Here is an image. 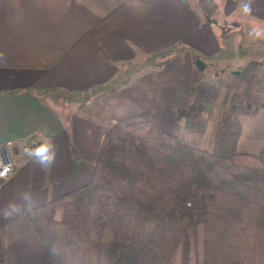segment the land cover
<instances>
[{
	"label": "crops",
	"instance_id": "1",
	"mask_svg": "<svg viewBox=\"0 0 264 264\" xmlns=\"http://www.w3.org/2000/svg\"><path fill=\"white\" fill-rule=\"evenodd\" d=\"M261 33L264 0H0V143L15 162L0 208L32 195L21 215L0 216L7 264H54L27 211L91 180L114 123L150 111L182 134L175 111L196 59L214 66L229 48L263 46ZM49 140L58 154L42 169L25 149Z\"/></svg>",
	"mask_w": 264,
	"mask_h": 264
},
{
	"label": "trees",
	"instance_id": "2",
	"mask_svg": "<svg viewBox=\"0 0 264 264\" xmlns=\"http://www.w3.org/2000/svg\"><path fill=\"white\" fill-rule=\"evenodd\" d=\"M232 75L217 84L196 65L175 111L190 132L215 120L212 149L131 115L106 132L89 182L27 211L54 264H264V139L239 147L243 116L264 109V60Z\"/></svg>",
	"mask_w": 264,
	"mask_h": 264
},
{
	"label": "rangeland",
	"instance_id": "3",
	"mask_svg": "<svg viewBox=\"0 0 264 264\" xmlns=\"http://www.w3.org/2000/svg\"><path fill=\"white\" fill-rule=\"evenodd\" d=\"M261 34L264 35V33ZM228 35L230 36L226 37L227 41L228 39H231V37H234L232 34ZM262 55H264V45H257L256 47L252 45L251 47H246L245 49L238 50L237 52L229 48L228 51L221 52L220 57L213 61L215 64L214 66L208 65L204 68V77L211 82L225 85L233 78L231 70H235L236 68L232 65L236 63L233 61L235 56H239L240 59L246 58L245 60H249L250 58L256 56L257 58H260L259 56ZM229 60L232 61L228 62ZM245 62L246 61H244L242 64ZM229 63L230 65H228ZM222 98H225L224 86L222 87ZM243 125L244 131L240 138L239 147L241 149L250 151L255 150L258 143L264 139V109H261L256 113L243 116ZM215 128V120H210L204 134L190 132L186 130V128L182 134H184L185 138L192 145L199 146L204 149H212L214 144ZM58 216H61V212H58Z\"/></svg>",
	"mask_w": 264,
	"mask_h": 264
},
{
	"label": "clouds",
	"instance_id": "4",
	"mask_svg": "<svg viewBox=\"0 0 264 264\" xmlns=\"http://www.w3.org/2000/svg\"><path fill=\"white\" fill-rule=\"evenodd\" d=\"M25 154L38 164L42 169H48L56 162L58 147L52 141L42 142L33 147L26 148ZM18 202L16 199L9 200L2 208H0V216L5 220L21 215L26 207L32 202V195L29 192H21L18 194ZM53 255L57 254V249H51Z\"/></svg>",
	"mask_w": 264,
	"mask_h": 264
},
{
	"label": "built area",
	"instance_id": "5",
	"mask_svg": "<svg viewBox=\"0 0 264 264\" xmlns=\"http://www.w3.org/2000/svg\"><path fill=\"white\" fill-rule=\"evenodd\" d=\"M11 145V141L0 143V180L6 178L14 168Z\"/></svg>",
	"mask_w": 264,
	"mask_h": 264
},
{
	"label": "water",
	"instance_id": "6",
	"mask_svg": "<svg viewBox=\"0 0 264 264\" xmlns=\"http://www.w3.org/2000/svg\"><path fill=\"white\" fill-rule=\"evenodd\" d=\"M196 64L200 69H204L205 67V63L200 58L196 59Z\"/></svg>",
	"mask_w": 264,
	"mask_h": 264
}]
</instances>
